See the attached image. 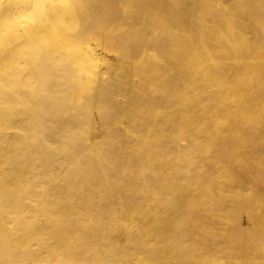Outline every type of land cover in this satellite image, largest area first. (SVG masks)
Instances as JSON below:
<instances>
[{
    "label": "bare ground",
    "instance_id": "1",
    "mask_svg": "<svg viewBox=\"0 0 264 264\" xmlns=\"http://www.w3.org/2000/svg\"><path fill=\"white\" fill-rule=\"evenodd\" d=\"M0 264H264V0H0Z\"/></svg>",
    "mask_w": 264,
    "mask_h": 264
}]
</instances>
